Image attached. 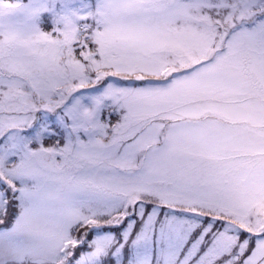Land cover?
Here are the masks:
<instances>
[{
	"label": "snow or ice",
	"instance_id": "1",
	"mask_svg": "<svg viewBox=\"0 0 264 264\" xmlns=\"http://www.w3.org/2000/svg\"><path fill=\"white\" fill-rule=\"evenodd\" d=\"M145 7L0 0V264L25 241L50 264H264V212L174 160L107 70Z\"/></svg>",
	"mask_w": 264,
	"mask_h": 264
},
{
	"label": "rangeland",
	"instance_id": "2",
	"mask_svg": "<svg viewBox=\"0 0 264 264\" xmlns=\"http://www.w3.org/2000/svg\"><path fill=\"white\" fill-rule=\"evenodd\" d=\"M139 2L146 7L137 10L133 18L136 26L142 29L145 35L139 41L129 42L114 50L113 54L122 59L119 69L131 70L133 67H142L144 59H150L151 55V59L156 57V61L150 60L147 65L149 69L145 70L149 74L157 73L164 65L159 63L168 62L170 59L177 62L175 58L173 59V51L170 47L173 46L182 52L192 54L188 44H193V39H195V45L191 46L192 50L194 51L198 46L200 51L216 37L217 27L213 23L227 24L231 27L234 24L231 16L236 18L239 24L230 30L227 48L223 55H228L229 51H235V54L233 59H227L225 71H221L223 68L219 66L224 56L217 53L212 64L216 72H221L215 74L210 68L199 67L198 70L201 71L199 73L207 76L203 81L197 75H189L186 79L185 76H179L176 73L171 82L162 86L147 84L137 89L129 88L126 98L141 118L142 123L153 131L154 138L158 139L159 134L162 135V122L167 118L170 120L165 131L164 144L170 149L174 160L222 196L250 209L256 205L264 206V135H261L259 130L264 128L261 126L264 124V35L258 33L259 24L264 20L258 23L253 20V26L248 27L245 23L249 14L247 10L258 6L260 1L139 0ZM228 2H233V5L228 6ZM185 12L190 13L191 16L186 15ZM161 16L167 18L168 21L160 23ZM186 17L189 18L191 27L182 25L187 22ZM197 19L203 24H200ZM172 24L174 27L171 26ZM164 28L165 30L160 34ZM188 35L191 38L187 39ZM250 36L254 37L252 41L249 40L255 45L254 47L248 44ZM236 38L237 45L241 46L236 49L237 46L235 47L233 43L235 48L230 49ZM166 43L170 44L169 47L164 45ZM130 45H134L133 51L127 50ZM253 49H256V52H252ZM250 54L255 56V63L252 66L249 65ZM198 55L195 54L194 58ZM236 65L241 66L239 72L241 79L230 72L237 67ZM131 71H136V69ZM250 73L256 77L251 78ZM224 76L238 80V87H240L238 89H242L239 94L243 95L241 98L245 97V105L248 106L250 103L246 100V96L250 98L248 94L257 95L259 102L257 100L251 102L254 107L262 110V116H260L262 121L254 118L253 114L247 113L251 119L246 117L245 120L250 123L251 129L245 126L244 121L241 122L243 114H239L240 107L234 104L237 100H230V95L224 96L228 93L220 88L226 83ZM193 80L196 82L193 83ZM229 83L234 85V81ZM219 97L228 99L227 104H234V107L224 108L227 109V119L230 125L228 128L220 126L215 129V125L210 122L199 125L186 118L189 114L197 120L201 115H207L208 111L214 112V108L219 109L223 106L218 104ZM190 98L192 101L189 100ZM214 115L217 116V114ZM211 121L215 122L214 119ZM246 152L252 155H244ZM256 160H259V164L252 169L251 165ZM260 185L263 187L260 188ZM23 250L33 252L36 262L42 263L45 259L50 260L46 249L36 246L32 241H25Z\"/></svg>",
	"mask_w": 264,
	"mask_h": 264
},
{
	"label": "bare ground",
	"instance_id": "3",
	"mask_svg": "<svg viewBox=\"0 0 264 264\" xmlns=\"http://www.w3.org/2000/svg\"><path fill=\"white\" fill-rule=\"evenodd\" d=\"M202 118H205L204 116H202ZM209 120V117H207V119L206 120H204V121H208ZM165 140H166V135H165ZM164 144V143H163Z\"/></svg>",
	"mask_w": 264,
	"mask_h": 264
}]
</instances>
